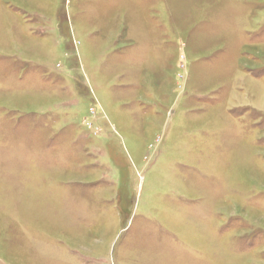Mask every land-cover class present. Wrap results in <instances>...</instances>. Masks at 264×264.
<instances>
[{
  "label": "rangeland",
  "instance_id": "rangeland-1",
  "mask_svg": "<svg viewBox=\"0 0 264 264\" xmlns=\"http://www.w3.org/2000/svg\"><path fill=\"white\" fill-rule=\"evenodd\" d=\"M0 264H264V0H0Z\"/></svg>",
  "mask_w": 264,
  "mask_h": 264
},
{
  "label": "crops",
  "instance_id": "crops-1",
  "mask_svg": "<svg viewBox=\"0 0 264 264\" xmlns=\"http://www.w3.org/2000/svg\"><path fill=\"white\" fill-rule=\"evenodd\" d=\"M18 33H21V31H17Z\"/></svg>",
  "mask_w": 264,
  "mask_h": 264
}]
</instances>
